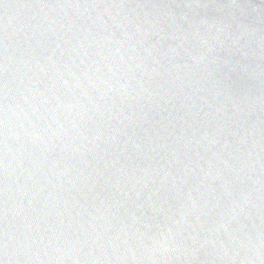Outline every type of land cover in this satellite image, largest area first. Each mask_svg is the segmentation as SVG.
Segmentation results:
<instances>
[{
  "label": "water",
  "instance_id": "95a60500",
  "mask_svg": "<svg viewBox=\"0 0 264 264\" xmlns=\"http://www.w3.org/2000/svg\"><path fill=\"white\" fill-rule=\"evenodd\" d=\"M0 264H264V0H0Z\"/></svg>",
  "mask_w": 264,
  "mask_h": 264
}]
</instances>
